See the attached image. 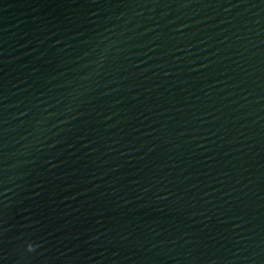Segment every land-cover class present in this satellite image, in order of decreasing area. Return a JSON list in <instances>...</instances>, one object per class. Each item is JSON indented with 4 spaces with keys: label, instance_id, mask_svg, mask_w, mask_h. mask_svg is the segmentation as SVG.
<instances>
[{
    "label": "water",
    "instance_id": "1",
    "mask_svg": "<svg viewBox=\"0 0 264 264\" xmlns=\"http://www.w3.org/2000/svg\"><path fill=\"white\" fill-rule=\"evenodd\" d=\"M0 264H264V0H0Z\"/></svg>",
    "mask_w": 264,
    "mask_h": 264
},
{
    "label": "snow or ice",
    "instance_id": "2",
    "mask_svg": "<svg viewBox=\"0 0 264 264\" xmlns=\"http://www.w3.org/2000/svg\"><path fill=\"white\" fill-rule=\"evenodd\" d=\"M31 251V250H30Z\"/></svg>",
    "mask_w": 264,
    "mask_h": 264
}]
</instances>
